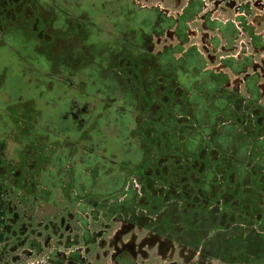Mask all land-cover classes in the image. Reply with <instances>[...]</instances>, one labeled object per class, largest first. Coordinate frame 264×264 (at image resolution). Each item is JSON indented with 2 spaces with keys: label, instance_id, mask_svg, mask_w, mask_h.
I'll return each instance as SVG.
<instances>
[{
  "label": "flooded vegetation",
  "instance_id": "flooded-vegetation-1",
  "mask_svg": "<svg viewBox=\"0 0 264 264\" xmlns=\"http://www.w3.org/2000/svg\"><path fill=\"white\" fill-rule=\"evenodd\" d=\"M33 1H36L35 9L23 8L17 3L20 6L13 12L14 17L0 24V38L3 42L7 43L11 39L17 42L16 39L22 37L24 27L35 21L33 16L36 9L47 10L49 15H53V18L51 16L49 18L52 22L50 29L60 22L70 25L75 20L84 19L82 11L88 9L90 14L86 20L89 23L90 21L95 23V20L102 22L101 26L110 32L107 35L104 33V36L113 38L112 42L117 40L114 36L126 37L130 29L136 32L127 52L140 54L136 49L148 48L147 51L152 54L153 61L149 59L144 61L151 78L153 74L162 71L163 76L169 77L172 69L171 47L181 46L182 52L177 58L176 70L188 76L194 84H201L204 80L201 78L213 72L211 76L213 80L210 83L214 103H217L218 99L225 101L233 96L238 98L242 94V88L253 87L254 81L264 87V73L255 71L250 75L247 70L250 65L257 69V65L250 63L248 59V42L255 49H264V43H261L264 32L258 36H251L253 31L244 25L245 17L240 19L241 31L233 29L228 31V37H223V32L215 27L222 22L217 16L212 18L211 11L203 14L207 9L202 3L200 12L190 19H185L194 1H189L177 17L170 18H165L164 15L167 14L163 11L139 6L134 2L128 4L125 2L127 0L121 3L115 0ZM211 2L216 10L221 3L226 6L239 3L237 8L240 12H246L248 16L252 14L247 1L211 0ZM255 4L264 8L260 0L255 1ZM112 15L117 17H111ZM198 18L203 22L201 23L203 31L201 37L199 36L203 48L200 49L197 45H191L189 48L195 47L203 55L206 64L204 67L196 65L186 67L185 54L188 48L185 49L184 40L190 36L191 23ZM258 20L264 21V9ZM85 30L79 32L82 34ZM244 35L248 41L246 39L238 41V36ZM155 38L158 43L162 42L163 46L156 55H153L158 45L157 43L154 47ZM174 38L180 41L179 46L169 44V40ZM73 39L75 38L71 40ZM239 42L240 53L237 58L223 56L229 50L238 48ZM118 48L124 49L123 45H119ZM102 50L101 54L104 56ZM108 53L113 54V51L108 49ZM92 56L95 58V53ZM50 58L52 65L55 66L54 57ZM105 62L109 64L110 60L108 58L101 60L98 57L94 61L97 66L90 65L87 72L79 74L82 67L77 69V60H73L72 65L64 72V80L63 73L53 77L75 89L91 88L92 94L84 97L85 99H78L80 96L78 93L67 99L65 101L67 108L60 114L65 122L57 125L56 131L43 133L45 138L39 140V133H28L33 144L40 146H32L31 142L21 138L20 133L14 139H10V133H2L3 127H0V255L4 254L0 256V263L9 264L7 252L10 249L16 253L14 264H93V262L107 264L101 262L106 259L105 256H108V264H152L153 262H148L151 257L146 258L147 245L157 247L162 255L169 254L170 251L178 252V246L179 248L182 246L181 251L186 250L181 238L175 239L165 229L141 222L142 218L140 219L138 212L133 209L131 203L137 195L133 192H137L138 188L134 176L143 166V157H140L144 151L139 147L138 137L142 133L135 126L129 129L130 123L125 125L126 120L122 111L131 113L135 103H131V98H126L119 92L117 84L121 85L111 75L115 76L116 73L113 71L107 73ZM159 62L162 63V71L159 69ZM228 69L234 72V81L226 73L225 70ZM195 70L198 72L196 75L192 74ZM217 76L222 80L218 81ZM9 77L4 78L5 83H0L3 89L0 104L20 102L25 97V93H22L26 84L23 78L19 74ZM260 80L263 81V85L259 83ZM149 83L153 84V81ZM167 87V82L159 86L163 90ZM106 99L110 102H106ZM106 104H110L109 107ZM210 112L215 119L220 117L224 119V116H227L217 115L212 110ZM112 126H115L116 131H110L109 128ZM121 127L123 129H118ZM207 131L217 133V129L212 126ZM64 140L66 142L62 146L55 145L57 141L60 143ZM137 141L139 146H135ZM165 158L161 159L162 167L158 170L149 165L144 168L143 185L153 193L154 186L160 183L161 186L168 185L169 164L164 161ZM155 176L158 178L165 176L166 179L160 181ZM129 185L127 190L130 193L122 198L121 191ZM141 231H145L146 235L143 236L144 232ZM165 260L168 261L166 258Z\"/></svg>",
  "mask_w": 264,
  "mask_h": 264
},
{
  "label": "rangeland",
  "instance_id": "rangeland-1",
  "mask_svg": "<svg viewBox=\"0 0 264 264\" xmlns=\"http://www.w3.org/2000/svg\"><path fill=\"white\" fill-rule=\"evenodd\" d=\"M80 1L82 2L85 0ZM115 1L121 3L123 0ZM189 1L202 2L207 9L203 14L211 11L213 14V16H211L212 18L215 16L220 19L233 18L228 6L221 3L216 10L211 0H127L125 2L128 4L134 2L138 3L139 6L142 5L158 9L167 14L164 15L165 18H170L171 16L177 17ZM230 1L238 2L241 0ZM243 1L249 3L251 6V15L254 17L257 14H260V10L262 11L264 9L261 8L262 6H256L255 1L258 0ZM260 1L264 5V0ZM17 3L21 4L23 8L32 7L35 9L36 1L0 0V24L4 21L6 22L7 19L11 17H14L13 12L15 10L17 11L20 6L17 5ZM40 10L41 9H36L33 16L35 21L32 24H27L26 28L24 27L22 37L16 39L18 40L17 42H13L11 39V41L5 43L0 38V83H5L6 79L3 81L4 78H10L9 76H12L13 74H19L23 78V81L26 82L23 86L24 92L22 91V93H25V97L22 101H11L9 103L0 104V127H3L2 133H10V139H14L16 135L20 133L21 138L25 139V141L31 142L32 146L40 145H37L36 143L33 144L32 139L28 137V133H39V140L40 138H45L43 135L44 131L42 129H34V127L37 126V116L45 108V103L51 101L50 96H55L58 100L66 98L67 101V99L69 100L73 98V95H78V93L81 95L78 96V99H85L84 97L89 95L87 92L81 91L78 87L77 89L72 88L69 90L66 83L53 79V77H57V75L63 73L62 80H64V72L73 59H81V61L76 64V67H80L84 65V63L86 65L94 63L98 57L101 60H105L109 57L108 49L113 51L114 57L109 65L121 67L120 70L123 73V75L121 73V77L124 82L123 88L125 92H129L130 87H133V89L138 92H141L142 89L146 92L147 85H145L144 81L149 70L146 69L144 60L149 59L153 61L152 54L147 51L148 48H142L141 50H138L140 53L138 55L142 56L141 58L135 56L134 52H129L126 53L127 56L123 64L119 63L120 60H117V63H115L117 54L121 53V48H118L119 45H123L124 49L122 53L125 54L124 52H127L128 45H130V41L136 32L130 29L129 32H127L126 37L118 38L117 36H114L117 40L115 39L116 41L112 42V40H114L113 38L104 36V33L107 35L110 32L101 26L102 22H96L95 20V23L92 21L89 23L86 20V17L88 18V14H90L88 9L82 11V16L85 17L84 19L75 20L74 23L70 25H66V22H60L58 25L53 26L52 29H50L52 22L49 18L50 16L53 18V15H49L47 10ZM82 16H80V18ZM111 17L117 16L112 15ZM201 23H203L201 18H198L197 21L195 20L191 23L190 36L188 38L190 41L187 46L197 45L200 49L203 48L200 40L201 31H203ZM84 29L86 30L81 34L80 32ZM212 32L210 34H212ZM121 34L124 35L123 32ZM72 37H75L76 39L73 43L71 42L73 40H68ZM116 42L118 43L115 44ZM157 43L158 40L155 38L153 44ZM174 43L173 45H178L177 42ZM112 47H115V49L113 50ZM85 48L89 49L85 50ZM66 49L73 50V54L70 52L68 61L57 62L56 57L60 51ZM156 49L160 48L157 46ZM44 50H55L57 52L54 57L57 62L55 63V66L52 65L51 58L45 56ZM101 50L104 52V56L101 54ZM94 53L95 58L92 56ZM110 56H112V53ZM82 58L84 59L82 60ZM39 66H42L43 69H40ZM161 66L162 63L159 62L160 70ZM161 79L163 78L156 79L155 82H163ZM232 79L234 81V78ZM173 80L176 81V79ZM174 81H169V83H173ZM64 87H66V91ZM2 90L3 89L1 88L0 101L3 96ZM62 108L66 109L67 106L66 108ZM254 110L257 111L258 108L254 107ZM241 117L246 118L245 113L240 115V119ZM164 118V116L160 115L157 117H149L147 121L145 118L143 119L146 131L149 127H159L161 131L157 133L144 132L138 136L140 139L139 147L144 151L143 156L140 158L143 157L144 159L142 168L139 169V172L134 176V179L137 180L138 188L137 192H133L134 194L137 193V195L133 198L134 200L131 204L133 209L138 212V217L140 219L142 218L141 220L143 221L141 222L147 223L148 226L165 229L167 232H170L175 239L181 238V242L185 244L186 250L181 251L182 246H180V248L178 246V252L175 251L173 253L170 251L169 254L162 255L158 252L157 247L147 245V247H145L148 255L146 258L151 257L148 262H153L152 264H248L246 262L249 261V264H264V207L259 217L250 218L245 210H241V208L245 207L243 206V202L241 203V206L238 204L239 201L232 203L240 200V197L231 199V203L236 204L239 207H232L231 204L228 205L230 207H226L223 199L219 197L222 200L221 202L210 203L207 208H202L196 206L191 201L182 199L181 197L172 196L168 199L167 195L169 194V191L165 188L167 185L161 186L160 183L157 186H154V193L143 185L145 167H148L149 165L158 170L162 167L161 159L163 157H166L164 161L167 163V157L170 152L179 153L174 147V144H177L175 140L177 141L178 137H174V135L172 137V133H165L166 127H162ZM241 123H243V120H241ZM254 128L256 133H264V127L260 128L255 125ZM109 129L112 132L116 131L115 126H112ZM39 140H37V142ZM65 142V140L60 143L57 141L55 145L62 146ZM135 159L134 161H136ZM170 161H172L171 158ZM158 162L160 164H158ZM161 178L163 177L160 176V181H162ZM253 185L257 186L255 183H253ZM128 187H130V185L126 186V188L121 191L122 198H124L126 193H130L127 190ZM257 189L264 194V191H262L259 185ZM228 193L232 194L231 192ZM235 208H239L240 212L235 211ZM146 217L148 218L144 219ZM136 225L139 226L138 223ZM141 232H144L143 236L146 235L145 231ZM138 234L141 237L140 231ZM7 253L9 259L8 263L14 264L13 262L16 253L11 249ZM3 255L4 254H1L0 256ZM203 255H205V257ZM105 257L106 259L101 262L108 264V256ZM165 258L168 261H166ZM93 264L96 263L93 262Z\"/></svg>",
  "mask_w": 264,
  "mask_h": 264
},
{
  "label": "trees",
  "instance_id": "trees-1",
  "mask_svg": "<svg viewBox=\"0 0 264 264\" xmlns=\"http://www.w3.org/2000/svg\"><path fill=\"white\" fill-rule=\"evenodd\" d=\"M200 11L201 2L194 1L187 11L185 19L194 17ZM222 25L224 24L218 23L215 27L220 28L223 33H227L228 30L223 29L225 26ZM187 40L184 41L187 42ZM181 50V46L179 48L171 47L170 61L172 69H170V75H177L178 83L176 84H179L173 86V91L175 93L186 91V94L191 96L188 104L192 106L189 107L188 114H192L194 120L189 122L188 119H176L175 113L183 112V107L178 102L173 101L171 103L169 130H172L170 133H174V137L180 136L177 141L175 140L177 143L175 145H182L183 148L176 149L179 153L170 152L168 154L169 182L165 187L169 191L167 198L170 199L172 196L181 197L202 208H207L210 203L221 202V199H223L226 207H230L229 204L232 207H239L243 202L245 207L241 210H245L250 218L259 217L264 207V194L257 189L259 185L264 191V140L252 141L246 138L247 135H252L255 131L252 115H246L248 121L245 117L240 119V115L245 113L247 108L243 105L244 102L242 98H239L240 96L238 98L233 96L232 100L227 99L225 101L218 99L217 103H214L210 83L213 80L211 77L213 72L201 78L204 79L201 84H194L188 76L178 73L175 68V65L178 66L175 54L178 51L182 52ZM185 55L187 57L185 60L186 67H193V65L204 67L206 64L203 55L195 47L188 48ZM181 61L183 62V60ZM192 74L196 75L198 72L195 70L192 71ZM217 77L218 81L222 80L220 76ZM180 84L186 89L185 91ZM110 108L112 109V107ZM151 108L157 110L156 106ZM158 108L160 112L162 106ZM210 110L217 115L223 114L228 117L215 119ZM241 120H243V123H241ZM129 123V129L135 126L138 127L139 131L141 130V133L145 132L143 126L133 119L126 120L125 125ZM211 126L217 129V133H208L207 130ZM241 126L244 127V130ZM147 133H156V128H150ZM205 136L209 138L207 139L209 141H206ZM136 146H139V141H137ZM192 146L198 147L191 148ZM170 158L172 161H170ZM156 177L158 178V176ZM161 179L165 180L166 177L164 176ZM253 183L257 186H254ZM235 197H240V200L232 203L239 201V206L231 203V199ZM234 210L240 212L239 208ZM246 263L249 264V261Z\"/></svg>",
  "mask_w": 264,
  "mask_h": 264
},
{
  "label": "crops",
  "instance_id": "crops-1",
  "mask_svg": "<svg viewBox=\"0 0 264 264\" xmlns=\"http://www.w3.org/2000/svg\"><path fill=\"white\" fill-rule=\"evenodd\" d=\"M238 4L239 3H234L233 5H229L228 6L229 11L232 13L233 18H227V19H225V18L220 19L219 18V21H221L224 24L222 26H225L223 29H227L229 32L231 30H233V29L241 31L240 19L245 17L244 25L249 30L253 31V34H251V36H253V37L254 36H258L260 33L264 32V21L259 22V20H258L259 16L262 14V11L260 10V14L259 15L257 14L255 17L252 16V15L248 16L246 14V12L243 13V12H240V10H238V8H237ZM68 17H71V16H66V18H68ZM229 32L223 33V37H228L229 36V34H228ZM242 37L238 36V41L241 40V39H246L247 40V37L245 35L242 36ZM66 38H67V35H66ZM72 38H75V37H72ZM232 38L233 37H231V39ZM71 39H68V40H71ZM262 39H263V42L261 40V43H264V36L262 37ZM189 41L190 40L188 39L187 42L185 43L186 49L189 48V46H190V45L187 46V44H189ZM225 41H222V42L227 44V42H225ZM235 41H237V36L235 37ZM235 41H234V43H236ZM71 42L72 43L75 42V39H73V41H71ZM174 42H177L178 43L177 46H179V44H180L179 42L180 41L177 38L169 40V44L170 45L173 44ZM248 43H249V45H248V49H249L248 59H249L250 63H252V64L254 63L255 65H257V69L254 68L251 65L249 67H247L248 68L247 69L248 73L250 75H252V74L255 73V71H257V72L263 74L264 73V49H262V48L255 49L254 46L250 42H248ZM157 46L160 49H156ZM157 46L155 47V44H154L156 52H154L153 55H156L157 52L161 50V48L163 46V43L159 42ZM173 46H176V45H173ZM239 46H240V42L238 43V48L229 50L223 56H227V57L234 56L235 58H237L239 56V53H240V51H239L240 47ZM260 46L262 47V44ZM136 50L138 51L140 49L138 48ZM116 51H117V49H116ZM122 51L123 50H121V53L117 54V58L115 59V63H117V60L118 61L120 60L119 61L120 64H123L125 62V58L127 56L126 53H129V52H124L125 54H123ZM70 52L73 54L74 51L73 50H68V49L64 50V51H60V53L56 57V61L57 62L68 61V57H70ZM44 54H45L46 57L50 58V57H55L57 52L55 50H44ZM110 55L111 54H109L108 59L111 61L113 59V57H114V54H112V56H110ZM175 55H176L177 58H179L181 56L180 52H177ZM41 56H44V55H41ZM135 56H137L138 58L142 57V56L139 57L138 53H135ZM83 59L84 58H82V60ZM73 60H75V59H73ZM76 60H77V63H79L81 61L80 58L76 59ZM56 61H55V63H57ZM72 61L70 62V65L68 67H70L72 65ZM51 63H52V60H51ZM109 64H107L105 62V65H106L105 67L107 68L106 71H107V73L112 72V71L116 73L115 76H113V74H111V75H112V78L115 79L116 82L120 83V85H121V86H119L117 84L119 92L122 95H125L126 98H131V103H135L134 106L132 107V112L131 113L129 111H122V114L125 117V120L133 119L136 123H139V125H142L143 128H144V124H143V121H144L143 119L144 118L147 121V119L149 117H157V116L161 115V116L165 117L164 118V123L162 122V127H166L165 133H170V131H172V130H169V128H170V124H169V120H170L169 116H170V114L169 113L171 112V103L173 101L180 103L179 105L181 107H183V112L181 111V112L175 113L176 119H178V120L188 119L189 122H192V120H194L193 115L192 114H188V109H190L189 107L192 106V105L188 104V101H189L191 96L186 94V91H185L186 89L183 87L182 84H180L183 87L185 92L175 93L173 91V86L174 85H179V84H176V83H178L177 78H176L177 75H170L169 74V77H167V76L165 77V76H163V71H162V72H159L158 74H153L152 78H151L150 74L147 73L145 81H144L145 85H147L146 92H144L143 89H142L141 92L135 91L133 89V87L129 88V92H125V90L123 88L124 87V82L122 81V77H121V73H122L121 70H120L121 67L120 66L117 67L116 65H109ZM90 65L97 66L95 63H91V64H88V65H86L84 63V65L81 66L82 67L81 68L82 71L79 74L87 72L89 70L88 66H90ZM208 67H210V65ZM39 68L43 69L42 66H39ZM77 69H78V67H77ZM225 71H226V73L228 74V76L230 78H234L235 75H234V72L232 70L228 69V70H225ZM122 75H123V73H122ZM159 78H163V79H161V80H163V82H160V83L159 82H155V80L159 79ZM173 79H176V81H174ZM151 81H153V84L149 83ZM169 81H174V82L173 83H169ZM165 82H167L168 87L165 90L160 89L159 86L163 85ZM259 83L263 85V81L262 80H260ZM66 85H67L69 90H71L73 88L71 85H68L67 83H66ZM253 85L254 86L251 87V88L249 87V89H245V87H243L242 88V94L240 95L239 98L243 99V102H244L243 105H245V107H247L246 108L247 112L245 111V115H247V116H251L252 115L253 126L255 127V125H256V127L263 128L264 127V87L259 86L255 81H254ZM64 88H65V91H66V87H64ZM176 88H178V87H176ZM195 88H196V85H195ZM86 89L87 90H81V91H89L90 93L89 92H87V93L89 95H91L92 94L91 93L92 92L91 88H89V89L86 88ZM170 91H171V94H170ZM226 91L229 92V89L227 88ZM79 95H80V93H79ZM205 96H206V93H205ZM50 98H51V101H49L48 103H45V105H44L45 108L37 116V120H36V125L37 126L34 127V129H37V130L42 129L44 131V133H50L49 132L50 130L56 131V126L65 122L64 120H62V117L60 116V114H61V112L63 110H65L62 107L66 108V104H65L66 98H61V100H58L55 96H50ZM54 102H57V103H54ZM106 102H110V100L106 99ZM107 105L109 106L110 104H106V106ZM155 106L157 107V110H152V108L150 109V107H155ZM159 106H162V110L160 112L158 111V109H159L158 107ZM193 106L195 107L196 105H193ZM254 107H257L258 110L255 111ZM140 114H142V116ZM173 115H174V113H173ZM246 120L248 121V117H247ZM176 123H177V121H176ZM150 128H152V127H149L147 129V131L144 128L145 133H147ZM155 128H156V133L161 131L159 129V127H155ZM240 130H241V128H240ZM254 131H255V128H254ZM64 133H67V132H64ZM177 137L179 138L180 136H177ZM246 138H248V139H250L252 141L253 140L254 141L255 140H264V133L263 134H259V133L253 132L252 135H249V136L247 135ZM207 139H209L208 137H206V141H209ZM170 144H172V143H170ZM193 145H196V144H193ZM181 146L182 145L178 146V145L174 144L175 149H177V148H179ZM195 147H198V146H192L191 148H195ZM204 147H207V146H204ZM169 148H170V146H169ZM181 148H183V147H181ZM184 148H188V147H184ZM199 151H200V149H199ZM167 161H168V157H167ZM126 195H127V193L125 194L124 197H126Z\"/></svg>",
  "mask_w": 264,
  "mask_h": 264
}]
</instances>
